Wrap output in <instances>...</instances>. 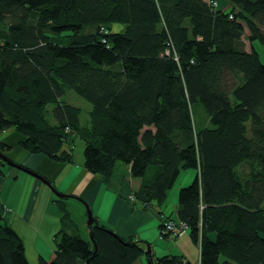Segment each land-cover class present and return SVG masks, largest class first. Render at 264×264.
<instances>
[{
    "label": "trees",
    "instance_id": "1",
    "mask_svg": "<svg viewBox=\"0 0 264 264\" xmlns=\"http://www.w3.org/2000/svg\"><path fill=\"white\" fill-rule=\"evenodd\" d=\"M255 40L264 45V0H0V133L13 129L23 150L65 162L80 139L83 167L108 179L117 163L129 166L140 180L133 197L145 204L163 205L194 169L176 219L166 220L186 226L199 264H264V62ZM66 94L88 104L83 123ZM10 148L0 143L3 155ZM6 165L0 159V178ZM62 221L37 264H133L144 253L95 218L92 240L64 230L66 211ZM0 264H29L1 213Z\"/></svg>",
    "mask_w": 264,
    "mask_h": 264
},
{
    "label": "crops",
    "instance_id": "2",
    "mask_svg": "<svg viewBox=\"0 0 264 264\" xmlns=\"http://www.w3.org/2000/svg\"><path fill=\"white\" fill-rule=\"evenodd\" d=\"M222 4L227 7L226 3ZM22 140L23 136L13 129L0 133V143L11 145L17 152H11L10 148L4 152L5 156L15 164L33 170L53 188L21 170L7 169L5 176L0 178L1 216L21 239L29 264H37L40 258L50 255L54 249V236L63 228L65 211L69 224L64 230L89 240L86 206L98 224L143 248L144 253L133 264H148L149 256L153 259L177 256L191 264H199V246H193L187 228L171 240L159 229L168 217L176 219V193L170 197L172 215L162 205L155 202L145 204L133 197L140 180L130 176L129 166L122 168L123 165L117 163L112 175L103 179L83 167L80 154L77 159L73 156L72 162L56 161L23 150L19 146ZM67 148L65 145L64 149ZM190 180V173H186L179 187L187 185ZM55 192L65 196L58 197Z\"/></svg>",
    "mask_w": 264,
    "mask_h": 264
},
{
    "label": "rangeland",
    "instance_id": "3",
    "mask_svg": "<svg viewBox=\"0 0 264 264\" xmlns=\"http://www.w3.org/2000/svg\"><path fill=\"white\" fill-rule=\"evenodd\" d=\"M247 37H249V31H248V29L247 28H245V31H244V34H243V39H244V46H245V48H246V50H249L251 47H250V45H249V41L247 40ZM252 45H253V48H254V50L258 53V55H259V59H260V61L261 62H264V45L259 41V40H255V41H253L252 42ZM66 101L67 102H70V104H74L75 106H78L79 108H81L82 109V114H81V122L83 123L86 119H87V111L89 110V106H88V104L87 103H85L84 101H82L81 99H79V98H75V97H73L72 95H70V94H66ZM15 131V130H14ZM16 133H19V132H16ZM19 134H21V133H19ZM22 135V134H21ZM23 136V135H22ZM11 142H15L14 140H12ZM10 147H11V145H9ZM83 148H84V144H83V142L81 141V140H79V139H76V141L74 142V144H73V156H74V158L75 159H77L78 157H79V154H80V157H81V159H83ZM10 151L11 152H13V153H17V152H14V147L13 148H11L10 149ZM5 153H7V150L5 151ZM10 153V152H9ZM13 153H11L12 155H13ZM7 158V157H6ZM9 160H11L10 158H8ZM12 162H14L13 160H11ZM25 161H27L28 162V159H25ZM121 165H123V166H121L122 168L125 166L124 164H121ZM26 168V167H25ZM7 169H12V170H18V169H16L15 167H9V166H5L4 168H3V172H4V176H5V174H6V170ZM33 171V170H32ZM34 172V171H33ZM119 172H121L122 173V170H119ZM195 170L194 169H188V170H185V171H183V172H181V174L178 176V178H177V180H176V182H175V184L173 185V187L171 188V190L169 191V194H168V196H167V199H166V201L164 202V204L162 205L164 208H165V210L168 212V213H171L172 215H174V213H172L171 211H170V209H171V205H170V197H171V195L173 194V193H176V200H177V196H178V191L182 188V187H184V186H181V187H179V185H180V183H181V181L184 179V175L186 174V173H190V176H191V180L189 181V183L187 184V185H189L192 181H193V178H194V176H195ZM31 176V175H30ZM45 179V178H44ZM46 180V179H45ZM186 185V186H187ZM50 189L52 188V187H50V186H48ZM53 189V188H52ZM129 198H131V199H134V198H132L131 196H129ZM67 200H72V199H67ZM172 210V209H171ZM162 229H163V225H162ZM183 229H186V228H183ZM182 229V230H183ZM181 232V231H180ZM179 232V233H180ZM178 233V234H179ZM177 234V235H178ZM176 235V236H177ZM175 236V237H176ZM166 237L168 238V239H174L175 237H173V238H170L169 236H168V234H166ZM192 243H193V241H192ZM193 246L195 247V248H197V245L195 244V243H193ZM197 252H198V249H197ZM143 257H144V255H143ZM145 262H147L146 261V259H145Z\"/></svg>",
    "mask_w": 264,
    "mask_h": 264
},
{
    "label": "water",
    "instance_id": "4",
    "mask_svg": "<svg viewBox=\"0 0 264 264\" xmlns=\"http://www.w3.org/2000/svg\"><path fill=\"white\" fill-rule=\"evenodd\" d=\"M0 159L4 160L6 162L7 165L9 166H12V167H15L16 169L18 170H21L23 172H26L34 177H37L39 178V180H41L43 183H45L46 185L50 186V183H48V181H46L45 179H43L42 177H40L38 174H36L35 172L31 171L30 169H27L21 165H18V164H15V163H12L10 162L5 155H3L2 153H0ZM51 187V186H50ZM55 194L58 196V197H63L65 195H62V194H59L58 192H55ZM86 211H87V226H91L94 222V218L92 216V213L89 209V207L86 206ZM89 239L92 240V236L91 234H89ZM95 246V244H94ZM146 249L148 250V247H146ZM96 251V249L94 250V252ZM88 263V262H87Z\"/></svg>",
    "mask_w": 264,
    "mask_h": 264
},
{
    "label": "built area",
    "instance_id": "5",
    "mask_svg": "<svg viewBox=\"0 0 264 264\" xmlns=\"http://www.w3.org/2000/svg\"><path fill=\"white\" fill-rule=\"evenodd\" d=\"M212 4L215 6L216 2H212ZM163 233L168 234L170 238L175 237L183 228H186L185 225H183L180 222H174L172 220H166L163 222Z\"/></svg>",
    "mask_w": 264,
    "mask_h": 264
}]
</instances>
